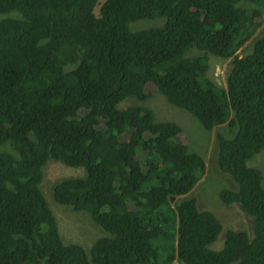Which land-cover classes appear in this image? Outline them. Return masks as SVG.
Listing matches in <instances>:
<instances>
[{
    "label": "trees",
    "instance_id": "trees-1",
    "mask_svg": "<svg viewBox=\"0 0 264 264\" xmlns=\"http://www.w3.org/2000/svg\"><path fill=\"white\" fill-rule=\"evenodd\" d=\"M262 6L0 0V264H264V174L249 165L264 151V36L237 55L263 25ZM213 57L233 58L226 86L209 76ZM149 86L217 129L216 166L238 185L219 197L253 218L249 231L180 199L207 163L177 123L156 121ZM50 160L83 168L52 196L105 231L89 253L60 235L42 188Z\"/></svg>",
    "mask_w": 264,
    "mask_h": 264
},
{
    "label": "rangeland",
    "instance_id": "rangeland-1",
    "mask_svg": "<svg viewBox=\"0 0 264 264\" xmlns=\"http://www.w3.org/2000/svg\"><path fill=\"white\" fill-rule=\"evenodd\" d=\"M101 1L104 2L105 0ZM249 5V2L246 1L240 3V6L244 8H248ZM262 10H264V6H262ZM163 23H165L164 18L145 20V22L135 24L134 28L144 29L152 26H160ZM263 36L264 23L256 29L253 38L239 52V57H245L252 53L255 41ZM191 54L197 55L195 52ZM230 69L231 62L229 60L223 61L213 57L211 59L209 76L213 77L217 84L225 85ZM148 92H154V94L145 104L154 111L156 121H171L177 123L183 130L179 134V141L187 143L190 150L204 157L207 163L208 168L203 178L193 191L180 199L187 197L196 198L199 209L213 211L224 226L233 225L237 229L241 228L249 231V228H252L253 219L243 213L238 205H225L219 197L221 190H237L238 185L229 175L223 173L216 166L214 153L217 150V129L212 132L204 130L190 113L170 105L154 86H149ZM136 103L135 100H129L126 106ZM224 132L226 136H232L229 131L224 130ZM249 165L261 169L264 174V151L251 160ZM44 173L42 188L47 202L57 219L60 235L64 244L79 245L89 253L94 243L105 235V231L92 220L89 212L76 211L70 206L60 205L55 202L52 196V188L56 183L68 178L81 177L84 174L83 168H72L60 162L50 160L44 167ZM222 236L224 240V233H222L219 240L214 244L215 247L214 245L212 246V249L219 250L222 248L224 243L220 240Z\"/></svg>",
    "mask_w": 264,
    "mask_h": 264
},
{
    "label": "clouds",
    "instance_id": "clouds-1",
    "mask_svg": "<svg viewBox=\"0 0 264 264\" xmlns=\"http://www.w3.org/2000/svg\"><path fill=\"white\" fill-rule=\"evenodd\" d=\"M263 23H264V22H263ZM252 38H253V36H252ZM252 38H251V39H252ZM251 39H250V40H251ZM250 40H249V41H250ZM246 43H247V42H246ZM246 43H245V44H246ZM245 44H244V46H245ZM244 46H243V47H244ZM243 47H242V48H243ZM242 48L240 49V51L242 50ZM240 51H239V52H240ZM239 52L237 53V55L239 54ZM238 56H239V55H238ZM214 58H215V57H214ZM241 58H242V57H241ZM218 59H220V58H218ZM220 60H223V59H220ZM228 60H229V62H232L233 58H232V59H228ZM228 60H223V61H228ZM210 69H211V62H210ZM231 69H232V64H231ZM231 69H230V71H231ZM230 71H229V72H230ZM209 72H210V70H209ZM228 74H229V73H228ZM227 76H228V75H227ZM226 80H227V79H226ZM218 85H219V84H218ZM223 86H226V83H225V85H223ZM207 168H208V167H207ZM206 171H207V170H206ZM204 175H205V174H204ZM230 177H231V176H230ZM202 178H203V177H202ZM202 178H201V179H202ZM231 178H232V177H231ZM198 183H199V182H198ZM236 184H237V183H236ZM237 189H238V188H237ZM231 190H232V189H231ZM175 201H176V198H173L172 202H175ZM234 205H237V204H234ZM238 206H239V204H238ZM239 208H240V206H239ZM240 210L242 211L241 208H240ZM210 211H211V210H210ZM242 212H243V211H242ZM251 218H252V217H251ZM252 219H253V218H252ZM175 264H177V263H175Z\"/></svg>",
    "mask_w": 264,
    "mask_h": 264
}]
</instances>
